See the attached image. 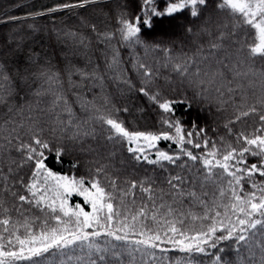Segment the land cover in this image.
Wrapping results in <instances>:
<instances>
[{"label":"trees","instance_id":"1","mask_svg":"<svg viewBox=\"0 0 264 264\" xmlns=\"http://www.w3.org/2000/svg\"><path fill=\"white\" fill-rule=\"evenodd\" d=\"M78 2L79 0H0V74L6 78L0 79V84L3 85L0 118H7L21 109L25 115L31 111L35 117H46V110L53 99L52 94L47 91L50 86L46 82V76L54 73L59 76L60 84L51 87H59L63 91L73 107L74 118L81 121L89 119L94 131L93 136H84L81 141L75 143L46 131L44 136L49 141L50 148L45 150L44 158L49 170L58 175L70 178L84 177L87 180L94 174L97 166L104 165L107 175L101 179L105 183L112 177L117 179L121 187H126L133 180L144 181L145 184L151 181L158 191L162 189L167 192L169 186L166 181L171 176H188L201 169L199 163L193 167L191 161H187L188 166L182 171L180 167L167 161L150 164L142 159L137 160L134 158L136 154L128 152L129 144L125 140L108 139V126L91 120V116L98 113H94L92 109L86 113L84 103L73 95L71 82L82 86L85 84L75 70L88 73L94 69L102 70L98 75L106 77L103 81L89 80L82 90L75 91L85 100L92 102L96 108L103 109V102L107 101V109L123 121L129 131L154 134L169 131L162 123V116L166 114L157 104L139 92L145 79L142 75L144 69L139 68L141 63L152 70V80L147 87L151 92L159 93L161 100L179 102L184 98L188 99L191 111L176 103L172 114L174 119L182 122L184 129L195 130V123L197 127L206 129L207 139L220 142L223 137L226 142L235 143L236 134L250 133L261 126L259 116L256 115L231 125L232 135L224 127L236 114L232 101L239 105L242 103L241 97L244 96L248 104H253L264 96V76H261V72H264V59L255 58V62L246 60L245 48L241 45L245 41L251 44L255 30L241 23L239 13L233 15L230 9H221L220 0H207V6L202 8L197 17H192L189 11L185 10L172 17L155 19L151 30L142 29L139 42L123 40L119 20L122 16L131 20L135 15L147 11L141 7L142 0H99L98 3L84 7L73 6L50 11L64 4L76 5ZM165 3L166 0H156V6L160 8H163ZM229 30L230 40L219 36L223 31L227 37ZM104 34L108 35L107 39ZM213 40H218L221 47L211 48L209 45ZM156 45H160V49H169L170 58L157 49ZM113 57L116 59V65L109 70L107 64L113 62ZM188 57L194 62L189 65L193 72L196 64L205 69H215L216 61L223 60L225 65H231L228 68V79L233 80L232 87L239 86L236 93L229 97L225 92L223 98H218L213 93L203 102L197 97V102L191 103L194 89L172 67V64L177 62L185 63ZM221 71L224 69L221 68ZM38 90L44 91L45 94L36 96ZM221 99L226 101L223 105L220 103ZM125 108L127 111H123ZM63 116L66 117L67 113ZM42 124L47 129L52 126L53 121H42ZM172 131L174 134V130ZM200 142L203 143V140ZM80 144H83V149ZM90 147L95 151H87ZM186 147L197 155L205 151L204 148L196 149L190 145ZM57 148L65 149L62 158L56 156ZM157 148L169 154L179 152L177 145L169 140L158 141ZM10 158L20 160L14 152L10 153ZM247 158L249 163L257 160L251 156ZM151 159L155 157L151 156ZM186 160V157H181L177 163L184 164ZM32 167L29 163L22 169L8 173V183L13 185L14 190L24 192L22 185L16 181L22 177L27 183L32 175ZM4 170L7 173V167ZM259 179L257 177V180ZM245 188H248L247 184ZM206 189L209 196L216 191L211 183L206 185ZM78 202L83 205L82 199L71 200V204ZM168 202L173 204L171 198H168ZM18 206L8 189H0V208L7 209L3 215L22 223L21 214L15 210ZM22 207L24 214L30 220L36 221L32 230L38 233L43 227L41 221L47 214L40 208L27 204ZM84 207L88 210V206ZM173 207L180 206L173 204ZM182 211L203 214V208L194 206L187 198H184ZM144 223L158 231L161 236L160 241H155L159 244L158 248L147 249L154 253L151 258L134 251L140 247L138 245L101 235L91 240L94 247L78 241L67 247L51 248L38 257L16 261L15 264H91V261H95V264H214L218 257L222 258L219 264H264V230L259 227L249 233L246 237L247 243H237L234 238L220 240L215 248L201 245L205 251L199 252L194 249L181 251L180 246L173 244L169 237L183 240L185 244L195 245V241H187L178 234L169 233L166 227L161 230L151 220H145ZM208 223L210 221L185 217L183 227L188 229V235L192 236L196 235L198 230L206 231ZM49 224L55 225V221L49 220ZM24 232V228L18 227L17 235ZM216 235L221 233L217 232ZM143 238L145 237L140 235L129 236L130 240Z\"/></svg>","mask_w":264,"mask_h":264},{"label":"snow or ice","instance_id":"2","mask_svg":"<svg viewBox=\"0 0 264 264\" xmlns=\"http://www.w3.org/2000/svg\"><path fill=\"white\" fill-rule=\"evenodd\" d=\"M98 2L99 0H79L76 5L64 4L50 11L73 6L84 7L87 4ZM206 6L207 0H166L164 7L160 8L156 6V0H142L141 7L147 11L135 15L131 20L125 16L120 18L121 36L125 41L139 42L142 29L151 30L155 19L172 17L185 10H188L192 17H197L201 14L202 8ZM219 7L230 9L233 15L239 13L241 23L255 30L251 44L245 41L241 45L245 48L246 60L255 62V58L264 59V0H220ZM230 32L231 30L225 37V33L221 31L219 36L230 40ZM104 36L105 39L108 38L107 34ZM209 46L215 49L220 48L221 44L218 40H213ZM155 47L160 49V45ZM160 50L170 58L169 49ZM169 63H172L171 59ZM193 63L192 58L188 57L185 63L172 64L173 70L194 89L191 103H196L197 97L200 98V102H203L213 93L218 98H223L225 92L229 94V97L236 93L239 86L232 87L233 80L228 79V68L231 65H225L223 60L216 61L215 69H205L196 64L193 72L189 68V65ZM115 65L116 59L113 57V62L108 63L107 67L111 70ZM139 68L144 69L142 75L145 77L144 86L139 88V92L157 104L166 114L162 116V123L169 131H161L157 134L129 131L124 122L107 109V101L103 102V109L96 108L92 102L85 100L75 91L76 89L82 90L89 80L103 81L106 77L98 75L101 69H94L91 73L75 70L85 84L82 86L71 82L70 86L74 90L73 95L84 103L86 113L89 109L98 113V115L91 116L92 122L99 121L108 126V139L115 141L117 138H122L125 140L130 145L127 148L128 152L138 153L134 155L135 159H143L150 164L167 161L177 165L182 171L188 166L187 161H191L193 167L199 163L201 169L188 176L181 174L171 176L166 181L169 186L167 192L162 189L158 191L151 181L145 184L144 181L133 180L126 187H121L117 179L112 177L108 183H105L101 179L102 176L107 175L104 165L97 166L94 174L87 180L84 177L70 178L52 172L46 167L44 158L45 150L50 148V143L44 136L46 131L73 143L81 141L84 136H93L94 131L89 119L81 121L74 118L73 107L66 95L59 87H51L52 85L59 86V76L54 73L48 74L46 82L50 87L47 91L52 94L53 99L46 110L48 113L46 117H35L31 111L25 115L21 109L7 118H0V181L3 182L0 183V189H8L11 196L18 202L19 206L15 210L21 214L23 221L22 223L12 221L3 215L7 209L0 208V228H2L0 241H6L0 242V264H15L16 261L31 260L33 257L48 252L51 248L67 247L78 241L86 242L89 247H94L91 240L101 235L138 245L140 247L135 248L134 251L151 258L154 253L147 249L158 248L159 244L155 241H160L161 236L158 231L145 224V220L153 221L161 230L166 227L167 232L178 234L187 241H195V245L185 244L183 240L169 237L173 244L180 246L181 251L194 249L204 252L205 248L201 245L215 248L220 240L233 238L237 243H247L246 237L252 230L258 227L264 230V96L253 104H248L244 96L241 97L242 103L239 105L232 101L236 114L224 126L232 135L231 125L249 116L258 115L261 122L259 128H255L250 133L236 134L235 143H228L223 137L220 142H213L206 138V129L197 127L194 123L193 129L195 130H186L181 121L172 117L176 103L186 106L187 111L192 110L188 99L184 98L179 102L161 100L159 93H153L147 87L152 80V70L143 63L139 64ZM221 68L224 71H221ZM261 76H264V72H261ZM0 79L6 78L0 74ZM69 80L71 81V74ZM2 89L3 85L0 84V104L3 103ZM44 94L45 92L41 90L35 93L36 96ZM225 102L223 99L220 101L221 105ZM64 113H67L66 117L63 116ZM46 120L53 121L52 126L47 129L42 124V121ZM160 140L173 141L179 152L169 154L160 151L157 149V142ZM200 140H203V143ZM141 141L145 143L141 144ZM133 144L136 146H131ZM186 145L196 149L204 148L205 151L197 155ZM80 147L83 149V144H80ZM153 149H156L155 159L149 158L148 155ZM64 151V148H57L56 156L62 158ZM87 151L92 152L95 149L90 147ZM12 152L20 157L19 161L10 158ZM249 156L257 160L249 163L247 158ZM181 157L187 158L184 164L177 163ZM29 163L33 166L32 175L27 183L22 177L16 181L24 188V192H17L13 185L8 183V173L22 169L25 164ZM5 167H7V173L4 170ZM257 177L260 179L257 180ZM209 183L216 188L211 196L206 189ZM73 195L83 197V205L79 202L70 205L69 199ZM168 198L180 207H173V204L168 202ZM184 198L192 201L194 206H201L203 214L183 212ZM24 204L40 208L47 214L41 221L43 227L38 233L32 230V225L36 221L30 220L24 214L25 210L22 207ZM84 205L89 206L91 211H86ZM185 217L210 221V223L207 224L206 231L201 229L196 235L189 236V230L183 227ZM49 220L55 221V225L49 224ZM18 227L24 228L25 232L17 235ZM217 232L221 235H216ZM148 233L154 234L148 235ZM130 234L145 238L130 240ZM37 243L39 246H36ZM26 247L27 254H25ZM220 259L222 258L218 257L214 264H219ZM91 264H95V261H91Z\"/></svg>","mask_w":264,"mask_h":264},{"label":"rangeland","instance_id":"3","mask_svg":"<svg viewBox=\"0 0 264 264\" xmlns=\"http://www.w3.org/2000/svg\"><path fill=\"white\" fill-rule=\"evenodd\" d=\"M140 143L143 144V143H145V142L141 141ZM129 146H130V145H129ZM131 146H136V145L133 144V145H131ZM157 149H158V148H157ZM159 150H160V149H159ZM155 151H156V149H153L151 152L148 153L149 158H151V156H154V157H155ZM160 151H162V150H160ZM136 155H138V153H137ZM142 160H143V159H142ZM57 175H58V174H57ZM75 198H79V199H82V200H83V197L78 196V195H73V196L69 199V204H70V205H75V204H71V200H74ZM86 206H87V205H86ZM86 211H91V208L88 206V210H86Z\"/></svg>","mask_w":264,"mask_h":264}]
</instances>
